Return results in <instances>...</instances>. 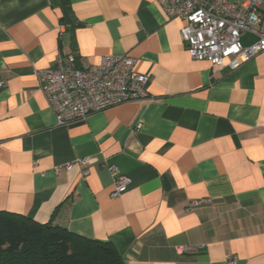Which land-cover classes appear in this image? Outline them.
<instances>
[{"label": "crops", "instance_id": "1", "mask_svg": "<svg viewBox=\"0 0 264 264\" xmlns=\"http://www.w3.org/2000/svg\"><path fill=\"white\" fill-rule=\"evenodd\" d=\"M183 25L154 0H0V211L111 243L125 264H264V55L192 60ZM61 51L134 58L155 101L57 126L36 73ZM111 166L131 180L118 199Z\"/></svg>", "mask_w": 264, "mask_h": 264}, {"label": "built area", "instance_id": "2", "mask_svg": "<svg viewBox=\"0 0 264 264\" xmlns=\"http://www.w3.org/2000/svg\"><path fill=\"white\" fill-rule=\"evenodd\" d=\"M154 1L167 17L184 22L181 39L192 60L236 70L257 55H264V32L260 29L259 12L264 0ZM244 34L255 37L248 46H242L240 42ZM135 66L136 60L127 56H103L92 65L81 57L61 51L53 68L39 70L36 75L56 125L66 126L125 103L155 101L146 91L149 76L138 73ZM2 86L0 82V88ZM109 171L113 175L111 196L118 199L131 180L113 166ZM87 174L85 171L82 175ZM200 203L194 201L189 208ZM202 248L182 245L175 247V251L184 255ZM235 262V256H226V264Z\"/></svg>", "mask_w": 264, "mask_h": 264}, {"label": "trees", "instance_id": "3", "mask_svg": "<svg viewBox=\"0 0 264 264\" xmlns=\"http://www.w3.org/2000/svg\"><path fill=\"white\" fill-rule=\"evenodd\" d=\"M0 264H125L111 243L0 211Z\"/></svg>", "mask_w": 264, "mask_h": 264}]
</instances>
